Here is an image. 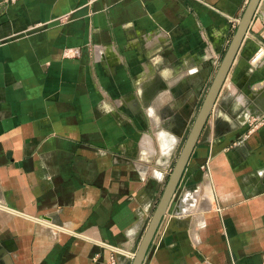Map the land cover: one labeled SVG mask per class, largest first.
Returning a JSON list of instances; mask_svg holds the SVG:
<instances>
[{
  "label": "crops",
  "instance_id": "obj_1",
  "mask_svg": "<svg viewBox=\"0 0 264 264\" xmlns=\"http://www.w3.org/2000/svg\"><path fill=\"white\" fill-rule=\"evenodd\" d=\"M245 5L0 0V264L131 263ZM260 48L264 0L142 264H264Z\"/></svg>",
  "mask_w": 264,
  "mask_h": 264
},
{
  "label": "water",
  "instance_id": "obj_2",
  "mask_svg": "<svg viewBox=\"0 0 264 264\" xmlns=\"http://www.w3.org/2000/svg\"><path fill=\"white\" fill-rule=\"evenodd\" d=\"M259 2L260 0H247L241 16L238 19L235 30L229 40L227 48L221 58L213 79L205 93L185 141L179 151L177 159L166 179L161 195L155 204L130 264H142L155 230L162 216L165 214L167 207L177 189L183 174V170L199 140L217 95L229 72L239 46L259 5Z\"/></svg>",
  "mask_w": 264,
  "mask_h": 264
},
{
  "label": "built area",
  "instance_id": "obj_3",
  "mask_svg": "<svg viewBox=\"0 0 264 264\" xmlns=\"http://www.w3.org/2000/svg\"><path fill=\"white\" fill-rule=\"evenodd\" d=\"M11 1H14V2H16L17 0H11ZM247 3V0H245V4ZM238 19L239 18H235L234 19V21H236V23L238 22ZM237 25V24H236ZM264 56V48H260L259 50H257L256 51V53L254 54V56H253V58H252V60L254 61V60H257V59H260L261 57H263ZM106 245V244H105ZM108 248H111V250L113 249H115V250H117V248L116 247H113V246H109V245H106ZM134 253H135V250H133V251H128V252H126V256L130 259V260H132V258H133V256H134ZM110 263L111 264H116V262H115V260H114V258L113 257H111L110 258Z\"/></svg>",
  "mask_w": 264,
  "mask_h": 264
},
{
  "label": "rangeland",
  "instance_id": "obj_4",
  "mask_svg": "<svg viewBox=\"0 0 264 264\" xmlns=\"http://www.w3.org/2000/svg\"><path fill=\"white\" fill-rule=\"evenodd\" d=\"M236 21H232V26H231V34L234 32V30H235V27H236ZM188 134V133H187ZM187 134H186V136H187ZM185 136V137H186ZM182 144H183V142L181 143V145H180V147H182ZM155 207V206H154ZM154 207H153V209H154Z\"/></svg>",
  "mask_w": 264,
  "mask_h": 264
}]
</instances>
